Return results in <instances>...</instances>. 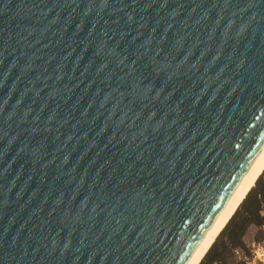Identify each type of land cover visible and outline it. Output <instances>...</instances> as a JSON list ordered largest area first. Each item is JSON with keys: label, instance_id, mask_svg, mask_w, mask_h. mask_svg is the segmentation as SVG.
I'll return each instance as SVG.
<instances>
[{"label": "water", "instance_id": "obj_1", "mask_svg": "<svg viewBox=\"0 0 264 264\" xmlns=\"http://www.w3.org/2000/svg\"><path fill=\"white\" fill-rule=\"evenodd\" d=\"M264 145V0H0V264H184Z\"/></svg>", "mask_w": 264, "mask_h": 264}, {"label": "trees", "instance_id": "obj_2", "mask_svg": "<svg viewBox=\"0 0 264 264\" xmlns=\"http://www.w3.org/2000/svg\"><path fill=\"white\" fill-rule=\"evenodd\" d=\"M254 244L264 247V172L200 264H253Z\"/></svg>", "mask_w": 264, "mask_h": 264}, {"label": "bare ground", "instance_id": "obj_3", "mask_svg": "<svg viewBox=\"0 0 264 264\" xmlns=\"http://www.w3.org/2000/svg\"><path fill=\"white\" fill-rule=\"evenodd\" d=\"M263 172L264 145L184 264H200L203 261Z\"/></svg>", "mask_w": 264, "mask_h": 264}, {"label": "rangeland", "instance_id": "obj_4", "mask_svg": "<svg viewBox=\"0 0 264 264\" xmlns=\"http://www.w3.org/2000/svg\"><path fill=\"white\" fill-rule=\"evenodd\" d=\"M256 232V229L255 228H252L246 239L248 241H251L252 240V237L253 235L255 234ZM253 247L255 248V253H256V257H255V261L253 264H264V247H261V246H257V245H253Z\"/></svg>", "mask_w": 264, "mask_h": 264}]
</instances>
